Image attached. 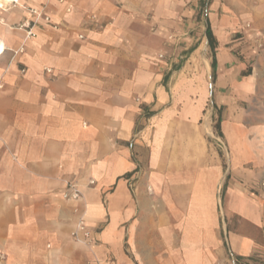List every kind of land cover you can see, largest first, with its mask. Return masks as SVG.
<instances>
[{"label": "crops", "instance_id": "crops-1", "mask_svg": "<svg viewBox=\"0 0 264 264\" xmlns=\"http://www.w3.org/2000/svg\"><path fill=\"white\" fill-rule=\"evenodd\" d=\"M22 4L46 6L61 27L26 38L28 9L0 18L11 24V38L0 34V264H254L264 198L233 175L220 193L222 160L189 116L209 92L208 26L194 9L179 0ZM234 46L215 48V97L261 55ZM197 81L200 110L171 106ZM66 179L81 199L63 198ZM80 221L90 237H75Z\"/></svg>", "mask_w": 264, "mask_h": 264}, {"label": "rangeland", "instance_id": "rangeland-1", "mask_svg": "<svg viewBox=\"0 0 264 264\" xmlns=\"http://www.w3.org/2000/svg\"><path fill=\"white\" fill-rule=\"evenodd\" d=\"M179 1L182 7L194 9V16L200 22H204L205 26L210 25L213 30V45L210 44L207 35L206 43L204 42L201 47L207 54L204 61L208 69L205 81L209 89L208 97L202 105L203 112L199 117L193 114L189 116L194 117L199 136L209 143L211 151L222 160L223 182L220 193L225 189L228 176L233 175L238 184L250 186L264 198V0ZM18 8L19 5H7L5 10L0 9V18H5L6 13ZM4 20L9 25L0 23V34L6 29L11 38L9 33L11 24L7 19ZM199 29H202L201 24ZM258 36L263 40L262 47H257L255 43ZM219 40L234 53L240 51L239 46H234L240 41H245L246 45L257 48L261 53L247 64L235 84L227 85V91L223 93L222 98L215 97V88L219 84L214 79L212 69L213 57L217 52L215 48L218 47ZM201 68L197 67L195 72L198 73ZM200 85L198 81L186 87L184 85L179 93L178 103L173 99L171 106L179 104L180 107L199 109V104L203 101L199 98ZM219 117L222 119L220 127L217 126ZM259 204L262 222L260 230L257 231V239L258 248L264 251V202ZM257 253L255 252L254 260L258 259ZM238 260L241 264L248 263Z\"/></svg>", "mask_w": 264, "mask_h": 264}, {"label": "built area", "instance_id": "built-area-1", "mask_svg": "<svg viewBox=\"0 0 264 264\" xmlns=\"http://www.w3.org/2000/svg\"><path fill=\"white\" fill-rule=\"evenodd\" d=\"M11 4L13 5H19L24 7L25 9H28L30 16H27L25 20H23L20 23V27L23 28L26 31V38L36 35L37 29L41 26H51L54 29H59L61 27V23L54 19V17L47 12L46 6L44 7H35V6H29L22 4V0H11ZM80 37H83V34H80ZM255 43L257 47L263 46V40L260 36L256 37ZM18 51H23V47L18 49ZM47 70H51L50 68H47ZM95 180L90 179L89 184H94ZM62 196L65 199H73V200H79L83 197V188L81 185L72 179H66V185L64 187V190L62 192ZM75 237L79 238L82 233V237L88 238L90 237L91 233L87 229V225L84 221H80L77 223L76 229L73 231ZM256 264H264V251L261 250L257 253ZM231 264H241L237 258H234L233 262Z\"/></svg>", "mask_w": 264, "mask_h": 264}, {"label": "bare ground", "instance_id": "bare-ground-1", "mask_svg": "<svg viewBox=\"0 0 264 264\" xmlns=\"http://www.w3.org/2000/svg\"><path fill=\"white\" fill-rule=\"evenodd\" d=\"M9 4H11V0H0V9L5 10L7 8V5H9ZM4 49H5V46L1 40L0 41V53H2L4 51ZM204 58H205V56H204Z\"/></svg>", "mask_w": 264, "mask_h": 264}, {"label": "trees", "instance_id": "trees-1", "mask_svg": "<svg viewBox=\"0 0 264 264\" xmlns=\"http://www.w3.org/2000/svg\"><path fill=\"white\" fill-rule=\"evenodd\" d=\"M207 35H208L209 38H210V44L213 45V42H214V36H213V34H212V30H211L210 25H209L208 28H207ZM212 66H213V69H214L215 66H216V59H214ZM220 123H221V119L219 118V119H218V122H217V124H218L217 126H218V127L221 126Z\"/></svg>", "mask_w": 264, "mask_h": 264}]
</instances>
